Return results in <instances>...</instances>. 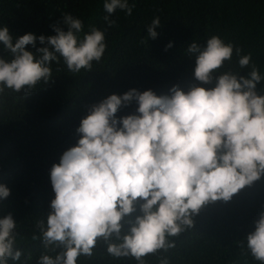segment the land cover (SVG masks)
Instances as JSON below:
<instances>
[{
    "label": "clouds",
    "instance_id": "1",
    "mask_svg": "<svg viewBox=\"0 0 264 264\" xmlns=\"http://www.w3.org/2000/svg\"><path fill=\"white\" fill-rule=\"evenodd\" d=\"M135 4L128 0H104L109 16L120 9L131 16ZM67 31L52 25L56 35L39 37L32 33L16 38L7 26L0 29V42L11 59L0 58V92L5 88L20 92L47 83L51 65L62 60L67 70L91 71L106 50L105 33L95 26L83 32L84 24L70 13H63ZM160 18L154 17L147 37L155 39ZM44 47L37 54L26 50ZM172 42L166 45L171 48ZM232 43L217 35L207 39L203 48L195 41L186 53L194 55L196 80L215 86H192L184 92L177 86L171 96H157L151 89H130L123 95L112 94L93 105L80 122L77 144L66 150L50 171L55 193L46 220L38 222L45 249L62 245L64 251L54 258L41 255L37 264H77L81 255L91 256L98 238L108 241L113 234L121 239L124 217L136 211L135 218L121 243H109L107 251L115 257L132 256L137 261L172 247L167 236L178 235L182 225L191 226V216L208 203L231 200L245 186L264 175V95L256 85L264 81L252 54L241 55L235 48L241 69L251 67L247 76L232 71L219 72L231 61ZM138 104L137 114L117 117L121 107ZM10 189L0 184V200ZM17 224L13 215L0 218V264L17 262L23 255L15 248ZM250 255L264 264V213L255 231L246 237Z\"/></svg>",
    "mask_w": 264,
    "mask_h": 264
},
{
    "label": "trees",
    "instance_id": "2",
    "mask_svg": "<svg viewBox=\"0 0 264 264\" xmlns=\"http://www.w3.org/2000/svg\"><path fill=\"white\" fill-rule=\"evenodd\" d=\"M135 4L131 16L117 9L109 18L104 16V0H0V29L7 26L16 38L32 33L39 37L53 36L52 25L67 31L63 13H70L83 21V32L95 26L105 33L107 45L99 63L93 61L91 71L71 73L63 61L53 62L52 77L40 81L34 88L15 92L5 88L0 92V184L10 189V195L0 200V218L11 213L17 224L15 248L23 255L8 264H37L41 255L55 257L62 253V245L45 249L40 236L39 221L46 220L55 193L50 171L62 154L75 146L80 138L76 131L89 109L112 94L123 95L130 89L140 92L151 89L157 96H171L170 89L184 92L192 86L212 88L196 80L194 55L186 53L193 41L202 48L207 39L219 36L232 43L231 61L219 72L232 71L247 76L251 67L241 69L235 48L241 55L252 54L264 76V0H128ZM161 26L155 39L147 37V26L154 17ZM172 42V47L166 45ZM39 40L36 47L26 50L37 54L44 47ZM0 58L10 60L11 54L0 42ZM264 95V81L256 85ZM133 101L116 114L123 117L137 114ZM138 201L136 211L121 221V239L115 234L105 241L100 237L91 256L81 255L77 264H260L247 249L246 237L255 231V223L264 213V175L234 194L231 200H219L203 206L191 216V226L167 236L172 247L158 249L137 261L132 256L115 257L108 253L109 243H121L135 218L142 215Z\"/></svg>",
    "mask_w": 264,
    "mask_h": 264
}]
</instances>
